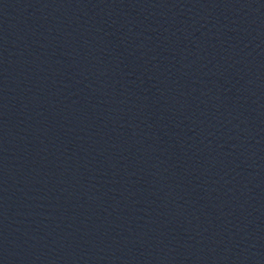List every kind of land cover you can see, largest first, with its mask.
I'll use <instances>...</instances> for the list:
<instances>
[{
	"label": "water",
	"instance_id": "water-1",
	"mask_svg": "<svg viewBox=\"0 0 264 264\" xmlns=\"http://www.w3.org/2000/svg\"><path fill=\"white\" fill-rule=\"evenodd\" d=\"M0 264H264V0H0Z\"/></svg>",
	"mask_w": 264,
	"mask_h": 264
}]
</instances>
